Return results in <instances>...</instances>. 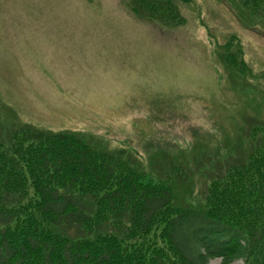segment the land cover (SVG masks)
Returning <instances> with one entry per match:
<instances>
[{
  "label": "rangeland",
  "instance_id": "374dc122",
  "mask_svg": "<svg viewBox=\"0 0 264 264\" xmlns=\"http://www.w3.org/2000/svg\"><path fill=\"white\" fill-rule=\"evenodd\" d=\"M157 1L176 23L142 18L138 0H0V123L84 134L146 172L154 156L195 146L203 163L229 153L249 122L264 125V30L248 28L233 0Z\"/></svg>",
  "mask_w": 264,
  "mask_h": 264
},
{
  "label": "trees",
  "instance_id": "16d2710c",
  "mask_svg": "<svg viewBox=\"0 0 264 264\" xmlns=\"http://www.w3.org/2000/svg\"><path fill=\"white\" fill-rule=\"evenodd\" d=\"M150 2L158 11L136 2L142 18L176 23L161 15L166 2ZM233 2L248 28L264 30V0ZM248 124L234 141L245 152L231 146L203 163L195 146L166 162L154 156L146 172L84 134L0 123V264H264V125Z\"/></svg>",
  "mask_w": 264,
  "mask_h": 264
}]
</instances>
